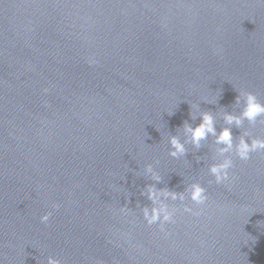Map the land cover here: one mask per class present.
<instances>
[{"label":"water","instance_id":"1","mask_svg":"<svg viewBox=\"0 0 264 264\" xmlns=\"http://www.w3.org/2000/svg\"><path fill=\"white\" fill-rule=\"evenodd\" d=\"M241 90L264 102L260 0H0L2 264H264V152L219 185L211 137L169 155L190 105L219 131ZM148 164L158 188H207L200 215L168 201L167 236L140 209Z\"/></svg>","mask_w":264,"mask_h":264},{"label":"clouds","instance_id":"2","mask_svg":"<svg viewBox=\"0 0 264 264\" xmlns=\"http://www.w3.org/2000/svg\"><path fill=\"white\" fill-rule=\"evenodd\" d=\"M264 3V0H260ZM221 50L217 49L219 54ZM88 63L95 64V58H89ZM49 89L45 88L44 92L47 93ZM235 105L240 107L239 114L232 111H224L222 119L224 126L217 130V119L211 111L200 110L197 105H190L191 118L193 121L199 119L200 123L195 127L185 121L182 126L183 139L181 135H170L169 137V155L173 158H186L191 145L196 150H200L212 138L215 147V160L216 162L210 164L208 167L209 174L214 178L216 184H229L232 181L230 170L234 167V157L241 161H248L252 158L253 153L264 152V137L253 135L247 129L242 131V134L234 139L233 126L243 129L245 121L249 125L255 126L258 123L264 124V102L258 96L250 91L241 90L235 98ZM145 175L149 177L153 183H149L142 191L151 206L140 207L144 220L149 226L158 225L160 230L169 235L165 230L166 224H174L176 222L175 216L178 211L176 207L170 206L168 201H179L183 204V211L185 213H194L200 215L206 205L209 196L207 188L200 182H192L188 184L183 191L171 190L168 187L158 188L157 184L163 182L162 176L155 169L153 164H148L144 169ZM213 181H209L212 183ZM186 201H191L196 206H201L200 211L194 212L193 207ZM54 208L58 209L60 205L54 204ZM129 207L125 206L120 209L122 213H127ZM52 212H47L40 217L41 223L47 224L52 217ZM2 264V261H0ZM47 264H62L61 260L49 256Z\"/></svg>","mask_w":264,"mask_h":264}]
</instances>
